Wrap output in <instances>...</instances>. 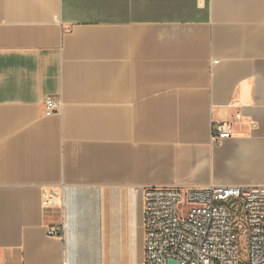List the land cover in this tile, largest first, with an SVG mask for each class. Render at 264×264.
<instances>
[{
    "label": "crops",
    "instance_id": "crops-1",
    "mask_svg": "<svg viewBox=\"0 0 264 264\" xmlns=\"http://www.w3.org/2000/svg\"><path fill=\"white\" fill-rule=\"evenodd\" d=\"M146 185L264 186V0H0V264H143Z\"/></svg>",
    "mask_w": 264,
    "mask_h": 264
},
{
    "label": "built area",
    "instance_id": "built-area-1",
    "mask_svg": "<svg viewBox=\"0 0 264 264\" xmlns=\"http://www.w3.org/2000/svg\"><path fill=\"white\" fill-rule=\"evenodd\" d=\"M44 107L53 114L62 100L48 96ZM231 133V125L216 123L213 140ZM140 191L143 264H169L172 259L180 264H264V186L146 185ZM43 207L64 211L63 185L44 195ZM65 228L62 217L47 233L63 237Z\"/></svg>",
    "mask_w": 264,
    "mask_h": 264
},
{
    "label": "water",
    "instance_id": "water-1",
    "mask_svg": "<svg viewBox=\"0 0 264 264\" xmlns=\"http://www.w3.org/2000/svg\"><path fill=\"white\" fill-rule=\"evenodd\" d=\"M241 240L243 241V248H244L246 246V237L243 236ZM169 264H180V263L177 260L172 259L170 260Z\"/></svg>",
    "mask_w": 264,
    "mask_h": 264
}]
</instances>
